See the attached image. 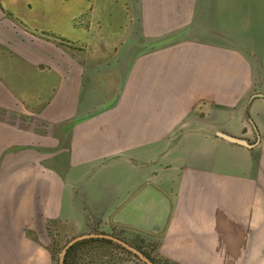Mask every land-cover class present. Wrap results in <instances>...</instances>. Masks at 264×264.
<instances>
[{"label":"crops","instance_id":"crops-1","mask_svg":"<svg viewBox=\"0 0 264 264\" xmlns=\"http://www.w3.org/2000/svg\"><path fill=\"white\" fill-rule=\"evenodd\" d=\"M261 94L264 0H0V264H264Z\"/></svg>","mask_w":264,"mask_h":264},{"label":"water","instance_id":"water-1","mask_svg":"<svg viewBox=\"0 0 264 264\" xmlns=\"http://www.w3.org/2000/svg\"><path fill=\"white\" fill-rule=\"evenodd\" d=\"M259 97H264L263 94L258 95ZM223 138L227 139L228 141H231L233 143L239 144V145H243L246 147H251L250 144H248V142L244 139H239L236 137H232V136H226L223 135ZM88 239H102V240H107V241H111L113 243H116L122 247H124L125 249H127L128 251L132 252L133 254H135L137 257H139L144 263L146 264H157L155 263L150 257H148L144 252H142L141 250H139L138 248H136L135 246H133L132 244L128 243L127 241H125L124 239L118 237V236H114L112 234H108V233H96V234H85V235H81L79 237L74 238L73 240H71L67 246L63 249L62 254H61V258H60V264H66V260H67V255L70 251V249L77 243L81 242V241H85Z\"/></svg>","mask_w":264,"mask_h":264},{"label":"rangeland","instance_id":"rangeland-1","mask_svg":"<svg viewBox=\"0 0 264 264\" xmlns=\"http://www.w3.org/2000/svg\"><path fill=\"white\" fill-rule=\"evenodd\" d=\"M50 230H54V228H51ZM65 231L66 230H64V231L63 230H60V231H55V232L53 231V233L51 234L52 235V244L50 246V250H51V252L53 254L54 264H60V258H61V254H62L63 249L67 246V244L71 240L74 239V237L65 236ZM96 233L98 234V233H103V232L102 231H96V232H93L91 234H96ZM112 235L118 236L116 234H112ZM120 238H122V237H120ZM122 239H124V238H122ZM88 240H91V239H88ZM100 241H102V239H100ZM94 242H98V241H87L86 243H80V244H78V246L70 253V256H69V264H73V262H72L73 255H74L76 249H78V247H80L82 245H85V244L94 243ZM102 242H104V241H102ZM105 243H108V242H105ZM139 243L140 242L138 241V244ZM110 244H113L117 248L124 250V252L129 257H131L132 259H134L137 262V264H146L139 257H137L135 254H133L132 252L128 251L127 249H124V247H122V246H120V245H118L116 243H113V242H111ZM146 251H147V249H146Z\"/></svg>","mask_w":264,"mask_h":264},{"label":"trees","instance_id":"trees-1","mask_svg":"<svg viewBox=\"0 0 264 264\" xmlns=\"http://www.w3.org/2000/svg\"><path fill=\"white\" fill-rule=\"evenodd\" d=\"M119 237V236H118ZM87 241H100V239H91V240H85V241H82V242H79L77 244H75L69 251L68 255H67V260H66V264L69 263V256H70V253L78 246V244L80 243H86ZM104 242H108V243H111V241H107V240H102ZM135 247H137L139 250H141L142 252H144L148 257H150L149 253L143 249L142 246L140 245H134ZM125 249V248H124ZM151 258V257H150ZM152 259V258H151ZM155 263H157L154 259H152ZM158 264V263H157Z\"/></svg>","mask_w":264,"mask_h":264}]
</instances>
